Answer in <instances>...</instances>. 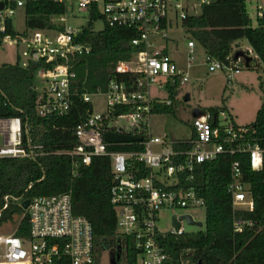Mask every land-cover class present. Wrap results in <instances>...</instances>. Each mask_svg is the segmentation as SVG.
Returning a JSON list of instances; mask_svg holds the SVG:
<instances>
[{
	"label": "built area",
	"instance_id": "built-area-1",
	"mask_svg": "<svg viewBox=\"0 0 264 264\" xmlns=\"http://www.w3.org/2000/svg\"><path fill=\"white\" fill-rule=\"evenodd\" d=\"M35 1L38 0H0L3 4L0 32L5 31L6 20L9 19L12 26L11 15L18 5ZM49 1L64 7L63 13L51 16L49 26L26 29L28 36L23 33L25 38L18 34L4 35L0 45L6 41L15 46L25 44L28 62H40L33 86L37 92L36 115H64L71 109L74 97L90 103L91 109L74 128L76 143L69 149L55 152L32 138L31 122L23 124L17 116L0 117V160H34L49 154H63L72 158V175L76 176L78 163L88 165L93 156L108 157L111 171L109 197L116 218V235L118 239L120 236L134 238L135 248L139 251L136 264H172L173 258L161 245V239L187 233L181 227L183 219L179 218L190 215L188 212H173L171 228L161 231L157 226L161 210L202 208L205 212V200L192 186L199 164L229 160L227 192L232 209L252 211L253 199L249 185L243 180L240 157H245L251 170H261L264 148L254 140L249 128L237 125L223 110L218 112L214 124L207 112L199 115L186 139L174 138L167 133L155 135L151 127V116L155 114L153 107L171 104L170 89L176 87L178 96L190 81L191 68L204 65L208 72L221 70L229 82L247 67L246 57L251 61L257 57L251 47H246L242 50L244 55L234 58L233 51L225 62L208 54H202L199 62L196 43L190 36L185 41L183 65L178 64L170 53H164L168 46L163 40L168 32L178 27L185 29L183 20L212 0ZM243 1L245 5L252 3L254 6L258 0ZM75 10L86 13V25L77 27L68 23L75 17ZM94 13L101 15L102 23L109 27L135 30L137 36L131 44L138 50L130 58L115 63L104 90L98 88L90 92L87 79L79 78L73 67L77 58L91 50V46L81 40V35ZM253 18L256 24L264 19V7H257ZM161 93L166 99H161ZM99 94L105 97L104 106L102 110L94 111L91 97ZM106 132L139 139L109 143L104 139ZM117 145L132 148L110 149ZM25 201L28 202L26 207L23 206ZM11 204L21 207V212L12 213L10 219L2 222L16 219L17 227L0 235V264H110V257L103 259V253L96 251L90 222L74 214L70 192L24 199L4 195L0 217ZM172 216L180 224L177 229L173 226ZM191 218L201 222L203 227V221ZM252 225L250 219L233 218L235 233H242Z\"/></svg>",
	"mask_w": 264,
	"mask_h": 264
},
{
	"label": "trees",
	"instance_id": "trees-1",
	"mask_svg": "<svg viewBox=\"0 0 264 264\" xmlns=\"http://www.w3.org/2000/svg\"><path fill=\"white\" fill-rule=\"evenodd\" d=\"M27 29L49 26L51 16L63 13L64 7L49 0L28 2L24 5ZM91 20H102L94 13ZM89 22L81 40L91 46L89 54L77 58L73 69L79 78L87 79V88L95 92L104 90L107 77L115 63L126 60L138 50L131 44L137 36L135 30L124 27H109L103 24L100 30L93 29ZM102 22V21H101ZM182 26L194 39L203 54L225 62L233 52V46L246 41L257 56L264 76V19L255 27L249 18L243 0H212L204 4L183 20ZM10 20L0 32L14 36ZM164 53H169L167 49ZM40 62L29 61L26 66L16 64L0 65V117H21L23 124L31 122V136L52 151L66 150L76 143L75 126L83 121L91 104L74 97L71 109L64 115L41 117L36 115L34 106L37 92L33 90L34 76ZM263 97L254 121L246 125L258 144L264 148V78L260 84ZM171 104H156L153 113L172 112V105L179 90L170 89ZM209 114L212 124L220 108L203 110ZM132 146H110L123 150ZM139 148V147H138ZM243 161V180L249 185L253 199V210L233 211L227 192L230 180L229 160L211 161L196 166L192 186L205 200V219L202 229L182 236L168 235L161 239V245L172 256V264H264V165L253 171ZM73 160L63 154H49L34 160L4 158L0 160V210L3 196L24 199L37 195L71 193L72 208L76 215L85 217L91 224L96 251L117 253L120 243V258L116 264H136L139 251L132 236H120L115 227V213L110 204L111 186L110 161L108 157L93 156L88 165L78 163L76 176L72 175ZM30 185V188L27 187ZM21 207L11 204L0 217V224L11 218ZM234 216L250 219L251 227L242 233L233 231Z\"/></svg>",
	"mask_w": 264,
	"mask_h": 264
},
{
	"label": "rangeland",
	"instance_id": "rangeland-1",
	"mask_svg": "<svg viewBox=\"0 0 264 264\" xmlns=\"http://www.w3.org/2000/svg\"><path fill=\"white\" fill-rule=\"evenodd\" d=\"M264 7V0H258L257 3H248L245 5L246 12L251 18L252 26H256L253 18L256 8ZM199 9H197V12ZM73 18L68 23L73 26H84L87 24V15L82 11L75 10ZM12 28L18 35H23L27 28L25 25V11L23 5H18L11 15ZM103 24L100 20L94 22V30H100ZM24 37V35L22 36ZM189 37L187 31L181 27L168 32L167 38L163 40L168 46L169 53L176 59L178 64L185 63V41ZM25 38V37H24ZM241 47L249 46L246 41H242ZM176 49V52L174 51ZM26 45L18 46L10 44L8 41L0 45V65L17 63L25 66L28 63L29 55L26 54ZM197 61H202L203 51L197 47ZM258 59L250 62L248 67H243L239 73L235 74L231 81H226V73L221 70L208 72L207 67L202 65L190 69V81L183 87L172 105V112L167 114H153L151 116L152 132L155 135L167 133L171 137L186 139L189 137L192 128L195 126L197 117L192 115L193 109L198 108L201 113L210 107H217L223 110L227 115L240 126L251 124L261 105L263 93L260 87L263 81L261 66H258ZM189 94V99L184 100L185 94ZM161 99H166L165 94L161 93ZM94 111L103 109L105 97L102 94L91 97ZM183 211L188 212L193 219L204 222L205 212L202 208H188L160 211V217L157 226L161 231H168L171 228L170 217L173 212L179 214ZM17 227V220H11L0 225V235L10 233ZM181 227L185 232H196L202 229V226L190 225L183 220ZM103 259L111 257L108 251L102 254ZM105 264V263H104ZM108 264V263H106Z\"/></svg>",
	"mask_w": 264,
	"mask_h": 264
},
{
	"label": "water",
	"instance_id": "water-1",
	"mask_svg": "<svg viewBox=\"0 0 264 264\" xmlns=\"http://www.w3.org/2000/svg\"><path fill=\"white\" fill-rule=\"evenodd\" d=\"M2 7H3V4H0V8H2ZM242 55H244V53L240 50H237L234 54V58H237L238 56H242ZM245 60H246V66L248 67L251 59H250V57H246ZM188 99H189V94L186 93L184 96V100H188ZM201 114L202 113L198 108L193 109L192 115L194 117H198ZM104 139H105V141H107L109 143H118V142H132V141H136L139 138L134 137V136H130V135H120V134H115L113 132H106L104 134ZM27 204H28V202L25 201L23 206L26 207ZM172 219H173V222H172L173 226L175 229H177L180 224H179L178 220L175 218V216H172ZM181 219L186 220V222L190 225H196L199 227L202 226L201 222L193 221L190 215H182V216H180L179 220H181ZM120 251H121V247H120V243L118 241L117 253L114 256L111 255L110 264H116V261L119 260V258H120Z\"/></svg>",
	"mask_w": 264,
	"mask_h": 264
},
{
	"label": "crops",
	"instance_id": "crops-1",
	"mask_svg": "<svg viewBox=\"0 0 264 264\" xmlns=\"http://www.w3.org/2000/svg\"><path fill=\"white\" fill-rule=\"evenodd\" d=\"M242 42V41H241ZM234 48V50L233 51H237V50H240V51H242L244 48H246V47H241V43L240 42H238V43H236L234 46H233ZM247 47H250V46H247ZM233 121H234V118H233ZM235 122V121H234ZM236 123V122H235ZM238 125V124H237Z\"/></svg>",
	"mask_w": 264,
	"mask_h": 264
}]
</instances>
